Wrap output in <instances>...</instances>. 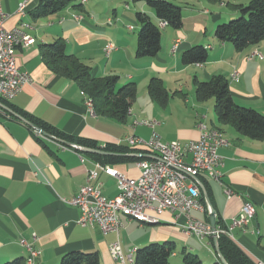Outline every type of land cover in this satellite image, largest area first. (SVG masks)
Wrapping results in <instances>:
<instances>
[{
  "label": "crops",
  "instance_id": "crops-1",
  "mask_svg": "<svg viewBox=\"0 0 264 264\" xmlns=\"http://www.w3.org/2000/svg\"><path fill=\"white\" fill-rule=\"evenodd\" d=\"M21 1L0 0V3L8 14L5 26H18L34 39L32 44L15 49L17 66L28 72L32 81L8 102L68 135L93 141L95 146L86 148L105 152H109L104 149L106 144L127 146L124 140L131 135L146 139L154 131L163 142H187L199 136V121L217 128L227 141L218 149L224 160L223 184L203 176L207 186L201 183V198L206 192L215 215L226 225L244 200L254 205L255 215L247 230L233 228L231 233L233 242L249 258L264 262V139L246 137L231 125L217 121L213 101H198L194 96V79H209L214 73L208 72V66L220 72L218 65H221L228 74L234 69L239 73L238 81L229 77L236 103L264 114V44L260 41L236 50L214 36L217 24L236 15L234 5L249 0H171L181 7L182 26L161 28V47L152 57L135 56L138 31L135 12L145 11L158 22L145 0H78L79 7L68 6L39 17L35 12L40 0H27L24 12L18 13ZM74 15L81 18L77 20ZM109 18L111 23H107ZM57 38L65 41L68 53L87 65L94 76L114 75L120 84H136V96L124 120L100 112L90 113L77 82L45 65L43 51ZM109 43L113 48L107 54L104 49ZM175 43L177 47L172 51ZM198 44L207 49L206 62L182 64L181 52ZM180 73L184 76L180 77ZM153 77L159 78L168 92L163 105L148 93L147 86ZM165 77L171 82H166ZM182 78L192 82H183ZM143 119L156 121L154 128L133 126L136 120ZM60 140L36 133L0 106V264L27 257V250L19 243L21 238L32 242L38 250V264H58L64 254L75 250L95 252L99 264H134L136 249L163 241L175 245L169 264H186L182 260L184 252L195 254L208 264L219 261L214 238L200 239L185 233L184 218L169 211L160 215L158 223H140L121 215L123 226L118 234L104 233L97 225L78 224L79 209L65 200L85 183L88 170L99 163L136 178L140 171L131 156L140 157L138 154L148 152L138 153L141 149L127 146L129 152L125 154H99ZM97 155H112L116 159H98ZM92 184L106 197L118 193L116 178L103 171H99ZM224 186L234 192L231 197L227 198ZM206 188L210 189V195ZM193 215L209 221L205 212L196 210ZM117 239L124 262L114 260L109 251V244Z\"/></svg>",
  "mask_w": 264,
  "mask_h": 264
},
{
  "label": "built area",
  "instance_id": "built-area-1",
  "mask_svg": "<svg viewBox=\"0 0 264 264\" xmlns=\"http://www.w3.org/2000/svg\"><path fill=\"white\" fill-rule=\"evenodd\" d=\"M26 1L19 3L18 13L24 12ZM7 17L8 14L3 11L0 3V99L4 101L12 100L25 84L31 83L28 72L21 70L16 64L15 49L17 46L26 47L34 42V39L20 27L7 28L5 26ZM73 17L77 20L81 18L78 15ZM111 21L109 18L107 23ZM158 25L162 28L167 22L159 20ZM129 29L131 30L132 26H129ZM176 47L175 43L172 51H175ZM112 48V44L109 43L104 50L108 54ZM230 78L232 81H238L239 73L236 69L231 72ZM82 95L88 111L93 113L92 99L83 91ZM135 124L154 128L156 121L136 120L133 126ZM197 127L199 136L187 142L178 140L163 142L154 131L146 139L134 135L126 137L124 143L128 147L139 148L150 155L144 157L139 154L141 158L136 161L140 171L139 176L130 178L110 166L96 163L94 168L88 170L85 183L72 197L65 200L79 209L77 223L81 226L97 225L104 233L118 234L123 226L121 215L140 223H158L160 215L164 211H169L184 218L185 233L194 234L200 239L205 237L217 239L220 235H225L233 240L231 233L233 228L246 231L255 215V209L250 208L248 200L242 202L238 212L231 218L230 224H215V229L209 221L198 219L193 215L196 210L206 214L210 212L206 200L203 198L201 201L199 176H206L223 184L221 167L224 160L218 149L227 142L219 138V132H211V126L205 122L199 121ZM71 146L78 149L82 147ZM99 171L116 178L118 193L114 197L104 196L100 189L92 184L93 180L97 179ZM224 192L227 198L234 193L226 186ZM34 240H36L35 234H33ZM19 243L28 252L25 264H38L36 258L39 252L33 247L32 242L21 238ZM109 251L114 260L124 262L118 239L109 244ZM255 262L264 264L261 260Z\"/></svg>",
  "mask_w": 264,
  "mask_h": 264
},
{
  "label": "trees",
  "instance_id": "trees-1",
  "mask_svg": "<svg viewBox=\"0 0 264 264\" xmlns=\"http://www.w3.org/2000/svg\"><path fill=\"white\" fill-rule=\"evenodd\" d=\"M146 6L159 20H165L167 25L179 29L182 26L181 7L171 0H145ZM78 0H40L35 16H46L62 11L68 6L79 7ZM236 17L227 23H219L214 29V36L224 42L232 44L236 50L253 45L264 40V0H249L246 4L234 5ZM135 19L138 22L135 56L152 57L160 50L161 27L154 22L145 11H136ZM45 65L52 72L71 78L77 82L81 90L92 99L95 112L107 114L120 120L126 118L128 108L136 96L134 82L119 83L118 76H94L87 65L75 55L68 53L66 43L57 38L47 44L43 51ZM208 58L207 49L203 45H193L180 54V61L184 65L203 64ZM194 96L198 101L212 99L216 120L234 127L240 134L254 138L264 139V114L251 107L239 105L231 95L229 80L224 74H214L207 80L194 79ZM148 93L158 103L165 104L168 92L159 78L153 77L147 86ZM5 105L12 108L15 113L32 122L56 139L63 142L75 143L79 146L94 147L93 141L81 137L68 135L51 124L35 117L24 110L13 107L10 102L0 99ZM40 140V136H38ZM105 150L109 152L128 153L125 145L106 144ZM146 153V151H138ZM98 159L113 160L116 157L96 156ZM128 158L130 156H122ZM134 160L141 157L131 156ZM201 183L206 185L205 177L199 176ZM208 195L210 189L206 188ZM209 198V197H208ZM210 200V199H209ZM203 201V197L201 198ZM215 224H223L220 216L216 214ZM217 246L227 264H256L249 258L229 237L220 235ZM175 250L172 241L152 242L135 251L134 264H169V257ZM182 260L186 264H205L192 253H183ZM2 264H25L23 257H17ZM58 264H99L95 252L70 251L64 254ZM211 264H222L219 261Z\"/></svg>",
  "mask_w": 264,
  "mask_h": 264
},
{
  "label": "water",
  "instance_id": "water-1",
  "mask_svg": "<svg viewBox=\"0 0 264 264\" xmlns=\"http://www.w3.org/2000/svg\"><path fill=\"white\" fill-rule=\"evenodd\" d=\"M0 106L4 109H6L8 112H11L16 118L20 119L21 121L25 122L26 124H28L30 127H32L35 131H37L39 134H41L42 136H45L47 138H51V139H56L53 136H51L50 134H48L47 132H45L44 130H42L41 128H39L38 126H36L35 124H33L32 122L28 121L27 119L23 118L22 116L18 115L17 113H15L14 111H12L10 108H8L5 104H3L2 102H0ZM61 141V140H60ZM68 145H77L75 143H71V142H65ZM82 151H88V152H95V153H99V154H109V152H105L102 151L100 149H90V148H86L84 146L81 147ZM139 155V154H138ZM142 156L146 157V156H150L149 154H141ZM202 188L203 186L200 185ZM204 198L209 206L210 212L208 214V218H209V223L212 226L213 229H215V211L214 208L212 207L210 200L206 194V192H204ZM214 243H215V247H216V252L218 255V258L220 260V262L222 264H227L226 260L224 259V257L222 256V254L220 253L218 246H217V239L214 238Z\"/></svg>",
  "mask_w": 264,
  "mask_h": 264
},
{
  "label": "rangeland",
  "instance_id": "rangeland-1",
  "mask_svg": "<svg viewBox=\"0 0 264 264\" xmlns=\"http://www.w3.org/2000/svg\"><path fill=\"white\" fill-rule=\"evenodd\" d=\"M209 8V7H208ZM237 17V16H236ZM236 17H232V18H228L226 21H224V22H222V23H227L228 21H230V20H232V19H235ZM136 25H137V23H136ZM136 28H137V26H136ZM138 29H139V25H138ZM136 31V30H135ZM261 42L264 44V40H261ZM262 52H263V50H261ZM262 63H263V65H264V60L262 61ZM218 69H219V71L220 72H216V71H218L217 70V68H215V67H209L208 66V72L209 73H214V74H219V73H224V74H226V76H227V78H228V80L230 79L229 77H230V73L228 74V72H227V69H225V67H222L221 65H218ZM181 74V73H180ZM180 74L178 75V76H180ZM228 74V75H227ZM178 76H176V78L178 77ZM184 76V73H182L181 74V76L180 77H183ZM165 79V81L166 82H171L170 81V79H168V78H164ZM182 81L183 82H192V80L191 81H187L185 78H182ZM230 81V80H229ZM188 91V90H187ZM212 100V99H211ZM143 120H148V119H143ZM140 121V120H139ZM203 263H205V262H203ZM205 264H208V263H205Z\"/></svg>",
  "mask_w": 264,
  "mask_h": 264
},
{
  "label": "bare ground",
  "instance_id": "bare-ground-1",
  "mask_svg": "<svg viewBox=\"0 0 264 264\" xmlns=\"http://www.w3.org/2000/svg\"><path fill=\"white\" fill-rule=\"evenodd\" d=\"M211 132H219V138L222 139V140H225V139L222 137L220 131H219L217 128L211 126ZM250 208H251V209H255L254 205H253L251 202H250Z\"/></svg>",
  "mask_w": 264,
  "mask_h": 264
}]
</instances>
